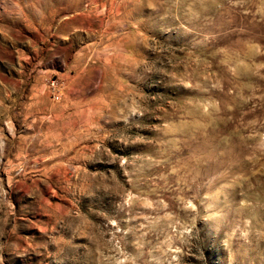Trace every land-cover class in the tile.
<instances>
[{
  "label": "rangeland",
  "instance_id": "rangeland-1",
  "mask_svg": "<svg viewBox=\"0 0 264 264\" xmlns=\"http://www.w3.org/2000/svg\"><path fill=\"white\" fill-rule=\"evenodd\" d=\"M0 264H264V0H0Z\"/></svg>",
  "mask_w": 264,
  "mask_h": 264
}]
</instances>
